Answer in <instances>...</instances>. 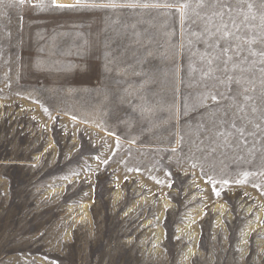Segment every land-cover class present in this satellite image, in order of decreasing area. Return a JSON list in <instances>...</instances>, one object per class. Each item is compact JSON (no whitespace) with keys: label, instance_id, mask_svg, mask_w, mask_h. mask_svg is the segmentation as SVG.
<instances>
[{"label":"rangeland","instance_id":"rangeland-1","mask_svg":"<svg viewBox=\"0 0 264 264\" xmlns=\"http://www.w3.org/2000/svg\"><path fill=\"white\" fill-rule=\"evenodd\" d=\"M225 3L221 70L214 9L0 6V264H264L261 9Z\"/></svg>","mask_w":264,"mask_h":264},{"label":"snow or ice","instance_id":"snow-or-ice-1","mask_svg":"<svg viewBox=\"0 0 264 264\" xmlns=\"http://www.w3.org/2000/svg\"><path fill=\"white\" fill-rule=\"evenodd\" d=\"M27 0H0V6L7 7V8H13V7H20L25 5ZM40 7H45V5L42 3L39 5ZM255 5L252 3H249L247 7L251 9ZM47 7L55 9H75V8H105V9H124V8H168L171 9L172 7H175L177 11L179 12L181 18H187L189 20L192 19V16H195L199 19L204 20L205 24H207L206 19V13L205 17H201L200 12L197 11V9L205 10V9H214L212 12L213 16L219 17L222 22V28L216 29V32L219 33V36L217 39H224L226 41V46H221V53L223 54L224 59H221V57H217V61L219 62L217 64V70L226 69L228 67V61L233 62V68L239 67L238 59L240 58V51H235L233 55H228L230 51L233 50L235 47L236 49L240 48V44H233L231 41H228L227 38L233 36L231 30L228 29L227 24L223 23V18L225 15L224 9H227V12L230 13L232 11V6L230 4L225 3V0H195V3L192 2V0H172V2H165L164 4L160 3H154V4H140L137 2H129V0H121L120 3L115 2V0H108V2H97V0H76L75 3H59L58 0H49V4ZM259 8L261 9V15L260 20L261 24L260 27L262 31H264V0H259ZM188 9H191L192 15L188 14ZM255 17H253L254 19ZM248 17L245 16L243 20L237 23L235 19L231 21L233 24V27L237 28L239 30L240 25L248 26L247 25ZM204 32H209V29L205 27ZM216 33H213L215 35ZM238 40H243V37H236ZM255 38L253 37L250 41H248L249 44L254 43ZM261 42L264 43V38L261 39ZM262 57H264V51L260 53ZM237 58V59H234ZM212 63L211 61L209 62ZM211 67L209 68L208 72H205V75H208L209 72H211ZM244 70L241 69L240 76H243ZM261 75L264 76V68L261 69ZM229 80H231L234 84L240 85L241 80L237 77H228ZM264 83V81H262ZM230 96L227 97L228 99H232L235 101L237 97H243L244 101L252 100L253 97L251 95H248V89L237 87L235 91H233L231 88H229ZM211 99L216 100L219 104L220 100L225 99L222 94L217 93L216 95L212 96ZM260 103L264 104V93L261 94L260 97ZM234 107H238L239 111H243L244 108L242 105H233ZM251 111L255 113L257 111V108H252ZM235 113L231 111V108H226L222 115L214 120L212 122V128H217L218 125H225V124H231L232 129L235 130V136L234 140L237 143V146H239V142L243 140L245 143H247V136H254L256 133L255 131L249 130L248 125L252 124V120H239L237 119H231V116H234ZM238 120H239V126H238ZM261 125L259 123H256L254 125L255 129H260ZM223 133L222 131H217L216 135L221 136Z\"/></svg>","mask_w":264,"mask_h":264}]
</instances>
